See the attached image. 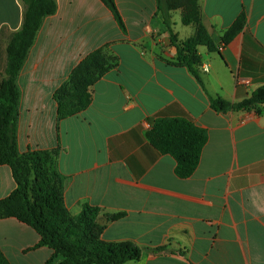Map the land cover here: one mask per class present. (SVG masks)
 I'll list each match as a JSON object with an SVG mask.
<instances>
[{
  "label": "crops",
  "instance_id": "obj_1",
  "mask_svg": "<svg viewBox=\"0 0 264 264\" xmlns=\"http://www.w3.org/2000/svg\"><path fill=\"white\" fill-rule=\"evenodd\" d=\"M56 1L18 77L20 154L53 156L70 214L96 208L104 241L142 249L127 264H264V104L228 112L211 105V98L240 103L264 87V0H199L218 42L246 16L230 44L199 48L204 87L189 68L172 64L178 50L156 0H116L125 30L101 0ZM24 12L23 0H0V35L18 32ZM172 22L179 41L194 35L181 11ZM98 49L118 66L90 88L86 110L58 121L56 92ZM160 115L189 117L208 133L189 178L148 137ZM16 188L12 169L0 162V201ZM40 241L31 226L0 219L10 264H46L54 251Z\"/></svg>",
  "mask_w": 264,
  "mask_h": 264
},
{
  "label": "trees",
  "instance_id": "obj_2",
  "mask_svg": "<svg viewBox=\"0 0 264 264\" xmlns=\"http://www.w3.org/2000/svg\"><path fill=\"white\" fill-rule=\"evenodd\" d=\"M125 30L116 0H101ZM25 6L22 28L11 36L7 48L6 78L0 85V162L13 171L17 188L0 201V219L16 218L31 226L40 235L39 246L54 251L46 264H127L138 261L142 249L130 242H106L103 228L97 224L98 210L85 207L74 217L66 208L62 177L53 168V156L47 152L20 154L17 140L21 91L18 77L35 43L45 18L57 11L56 0H23ZM158 11L171 35L172 44L178 50V58L172 64L187 67L204 87L199 74L202 60L200 47L219 51L230 44L244 29L246 16L242 13L220 41H216L203 21L199 0H156ZM182 12V23L194 26L195 33L185 41H179L172 31V13ZM118 66V58L108 56L104 49L90 53L75 69L70 79L56 92L58 121L77 116L91 103L90 88L108 70ZM264 104V87L252 97L231 103L222 98H211L212 108L219 112L248 110ZM148 137L162 153L172 156L176 162V174L186 179L197 170L202 152L208 142V133L189 117L164 118L154 122ZM0 264H10L0 249Z\"/></svg>",
  "mask_w": 264,
  "mask_h": 264
},
{
  "label": "rangeland",
  "instance_id": "obj_3",
  "mask_svg": "<svg viewBox=\"0 0 264 264\" xmlns=\"http://www.w3.org/2000/svg\"><path fill=\"white\" fill-rule=\"evenodd\" d=\"M4 37L6 40H4ZM10 39H11V36H9V34L0 35V85L2 81L6 78L7 59H5V50H6L5 45H7V48H8ZM108 56H113V55L108 54Z\"/></svg>",
  "mask_w": 264,
  "mask_h": 264
}]
</instances>
